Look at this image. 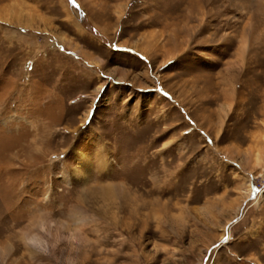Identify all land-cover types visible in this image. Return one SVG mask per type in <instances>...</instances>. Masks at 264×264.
Returning a JSON list of instances; mask_svg holds the SVG:
<instances>
[{"label":"rangeland","instance_id":"obj_1","mask_svg":"<svg viewBox=\"0 0 264 264\" xmlns=\"http://www.w3.org/2000/svg\"><path fill=\"white\" fill-rule=\"evenodd\" d=\"M0 264H264V0H0Z\"/></svg>","mask_w":264,"mask_h":264},{"label":"water","instance_id":"obj_2","mask_svg":"<svg viewBox=\"0 0 264 264\" xmlns=\"http://www.w3.org/2000/svg\"><path fill=\"white\" fill-rule=\"evenodd\" d=\"M237 221V220H236ZM236 221H234L233 223H235Z\"/></svg>","mask_w":264,"mask_h":264},{"label":"bare ground","instance_id":"obj_3","mask_svg":"<svg viewBox=\"0 0 264 264\" xmlns=\"http://www.w3.org/2000/svg\"><path fill=\"white\" fill-rule=\"evenodd\" d=\"M82 161V160H81ZM249 191V190H248Z\"/></svg>","mask_w":264,"mask_h":264}]
</instances>
